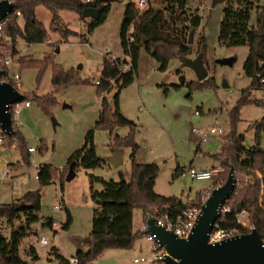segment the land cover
I'll return each mask as SVG.
<instances>
[{"label":"rangeland","instance_id":"obj_1","mask_svg":"<svg viewBox=\"0 0 264 264\" xmlns=\"http://www.w3.org/2000/svg\"><path fill=\"white\" fill-rule=\"evenodd\" d=\"M212 0H188L186 5V19L181 22L189 26L188 38L191 35L192 53H198L196 45L203 35L206 46L203 50V62L207 69V77L213 79V85L190 90L186 83L196 80L194 72L188 67L181 66L176 58L171 59L166 70L159 69V63L143 48L140 50L137 72L134 81L119 92V104L123 114L136 122L134 133L138 143L137 156L145 162H156L159 172L155 179L154 189L162 195H175L183 202L193 199L196 194L214 184V178H194L188 172H182L188 166L216 167L222 177L223 167L212 155L220 151L223 134L229 129L228 109L234 104L242 89L250 88V97L260 98L264 102V87H250V78L243 73V61L248 53L246 45L225 46L218 41L219 22L223 16L225 2L211 6ZM161 0H150L149 5L161 6ZM264 5V0H259ZM125 5V0L109 1V9L104 21L90 33H86L85 25L90 21L89 16H81L70 11H59L63 25L74 35L66 39L56 33L48 32L47 38L40 43L26 44L17 40L13 58L7 65L8 76L18 73L14 80L20 92H29L42 95L52 92L50 70L47 67L39 80L35 83L36 69L20 67L15 60L18 57L24 60H40L49 54L52 61L61 65L63 69H75L86 83L72 84L53 92L55 102L48 111H44L35 101L29 100V106H23V101L15 105L13 118L24 137L26 146H33L34 151L29 153L30 163H22L17 147L12 144H0V202H18L16 195L26 190L37 189L39 192L40 218L30 222L25 234L19 241L18 252L21 257L26 256V250L31 244L38 255L36 264H59L54 255L49 254L51 246L58 252L68 255L74 253L79 246L80 237L90 229L91 208L89 198V174L103 179L119 180L130 177L131 148L122 149V162L114 165L108 161L113 147L112 134L124 135L128 131L125 125L115 126L112 134L105 128L93 129V143L95 154L100 159L99 165L92 168L75 167L74 175L66 180L64 176L59 182L58 176L49 182L41 184L34 174L38 162L50 164L59 171L64 165L66 157L78 147L84 132L94 124L99 116V96L95 92V82L100 76L101 56L107 49V57L122 58L119 40V26ZM147 6L143 9L145 10ZM35 17L47 29L51 14L42 6H37ZM254 10L251 12L250 24L254 22ZM191 18L197 24L191 25ZM21 23V21L19 20ZM83 37V38H82ZM231 58V63H219L218 60ZM181 76L184 77L182 81ZM177 86V87H175ZM15 87V88H16ZM115 87L104 93L108 101L112 100ZM185 106H188L186 108ZM196 108L199 113H194ZM51 116L55 124H51ZM264 116V103H246L240 109V120L237 130L245 135L244 143H254L253 123ZM220 126L223 132L208 133L205 141L193 140L192 127L196 129ZM30 144V145H28ZM43 144L42 152L38 151ZM261 144H264V129L261 132ZM18 162V163H17ZM8 163V164H7ZM181 171L174 174L176 167ZM62 169V168H61ZM60 169V170H61ZM67 169V168H66ZM66 172V171H65ZM65 175V174H64ZM257 175H260L257 171ZM216 177V175L214 176ZM251 177L254 181V177ZM95 189L101 188L99 181L93 182ZM69 203L70 223L67 228H61L64 220V206ZM14 197V198H13ZM62 205V204H61ZM64 205V204H63ZM151 209V208H149ZM50 217L51 227H42L41 222ZM248 227H252L248 213L242 217ZM21 214L13 221V226L24 222ZM143 212L139 207L133 208V229L140 230L143 224ZM53 227V226H52ZM251 230V229H250ZM9 226L0 218V232L7 234ZM43 234L46 243L40 244L38 236ZM79 243V244H78ZM150 242L145 234L140 235L132 248H107L95 259L97 264H146L150 260ZM143 254L144 260L132 261L135 255Z\"/></svg>","mask_w":264,"mask_h":264},{"label":"trees","instance_id":"obj_2","mask_svg":"<svg viewBox=\"0 0 264 264\" xmlns=\"http://www.w3.org/2000/svg\"><path fill=\"white\" fill-rule=\"evenodd\" d=\"M11 1L14 4L13 10L0 20V39L4 36L8 37L14 44L18 39L26 44L43 42L48 32L56 33L62 39L74 35V32L68 30L60 19L58 12L62 10L81 15L83 8L99 9L96 16H89L90 21L85 25L86 33H90L104 21L109 9V1L106 0ZM161 2L159 7L148 3L147 8L140 11L134 0H125L119 26L123 57H116L112 60L106 55L101 56L100 76L95 82V92L99 96L98 119L84 132L80 144L67 156L61 170L58 171L47 163L36 165V178L41 184L49 182L56 175L60 182L71 160L75 161L74 169L76 166L92 168L99 165L100 159L95 154L92 139L94 128H105L109 134H112L115 126L128 127L124 135L112 134L109 144L114 149H123L126 146L131 148L130 177L128 180L123 176L119 180H114L89 174L88 194L93 204L90 229L87 234L80 237L79 243H82L84 248L81 249L78 246L71 254L76 257L74 264H97L95 259L107 248H132L135 240L145 234L141 229L137 231L133 229L134 207L142 209L145 221L147 218L145 211L149 208L163 207L175 213L183 208L202 203L200 198L202 191L188 202H183L175 195H162L154 189L159 166L153 161L139 162L135 159L138 149V143L134 138L136 122L126 117L120 109L119 92L122 87L134 81L142 48L159 63L161 71L166 70L171 59L192 53V46L188 42L189 26L181 22V19L187 18L188 0H161ZM224 2L223 16L219 22L218 41L225 46L246 45L248 53L243 61V73L250 78V87H264V5H260L259 0H224ZM37 6L44 7L51 14L47 29L35 17L34 11ZM252 10L255 16L254 22L250 24ZM15 11L19 13V17L14 13ZM196 24V19L191 18V25ZM129 27H132L129 34L133 40L128 42L126 35ZM205 46V38L202 35L198 39L196 51H203ZM12 52L14 53V50ZM15 61L20 67L36 69L34 79L36 85L43 71L49 67L52 92L42 95L21 92L23 96L20 100L35 101L44 111H48L51 104L55 102L53 92L72 84L87 82L86 79L78 77L75 69L65 70L61 65L53 62L49 54H45L40 60H24L18 57ZM127 62L131 64L128 69L119 68ZM10 84L16 87L14 81H10ZM186 85L190 90L212 86L213 79L206 77L202 81L190 80ZM113 87H115V92L112 100L108 101L104 93ZM19 102L10 103L8 106L11 131L5 133L0 130V144L5 146L14 144L19 151L21 162L29 164L30 152L26 149L24 137L17 127L12 112ZM246 103L263 104L264 102L260 98L250 97L249 87L242 89L234 104L228 109L229 129L223 134L221 149L212 154L224 169V172H221L223 181L227 178L229 171H232L234 178L239 181L224 201V204L230 205L231 209L221 212L216 222L222 227L238 225L241 233L248 232L250 228L237 224L235 218V212L245 208L251 224L264 240V144H261L264 116L252 124L254 143L246 145L244 133L237 130L240 109ZM197 109L200 112V109ZM43 149L44 145L41 144L38 151L42 152ZM179 171L181 168L177 166L174 174ZM257 171L260 175H257ZM245 175L253 176L254 181L246 182ZM95 181L101 183L100 189L93 187L92 184ZM209 190L210 188H206L203 191L208 192ZM17 200H23L24 203L16 207L13 201L0 202V218H3L9 226L7 234L0 232V264H36L38 255L35 248L30 244L26 250L27 257L24 258L19 255L18 245L20 239L27 234L25 227L40 218L37 213L40 206L39 192L37 189L26 190L18 196ZM21 214L24 222L13 226V221ZM70 220V214L64 207V220L60 223V227L67 228ZM44 222L50 227L52 221L50 217H45ZM48 253L54 255L57 263L67 264L66 256L58 252L55 246H51Z\"/></svg>","mask_w":264,"mask_h":264},{"label":"water","instance_id":"obj_3","mask_svg":"<svg viewBox=\"0 0 264 264\" xmlns=\"http://www.w3.org/2000/svg\"><path fill=\"white\" fill-rule=\"evenodd\" d=\"M112 1V0H106ZM224 0H212L211 6ZM14 8L12 1L0 0V20L3 19ZM99 9L83 8L81 16H96ZM189 44L192 42L191 35L188 38ZM178 60L181 66L191 69L196 80L202 81L207 77V69L203 62V51H199L195 57L181 56ZM219 63H231V58L218 60ZM182 81L184 77L181 76ZM23 94L10 83L0 82V130L5 133L11 131L9 104L19 102ZM51 124H55L51 116ZM193 136V140H196ZM108 161L114 165L122 162V149H113ZM75 161L71 160L67 164L64 175L66 180L70 179L74 173ZM234 175L229 171L225 181L213 187L209 195L201 205V211L195 220L191 232L186 237L177 236L173 231L156 223L154 217L147 218L148 230L156 235L160 245L164 246V264H264V240L261 238L256 228H251L248 232L238 233L218 241H209L208 234L213 223L221 213V206L230 196L234 188ZM24 202L19 200L13 202L14 206H20Z\"/></svg>","mask_w":264,"mask_h":264},{"label":"built area","instance_id":"obj_4","mask_svg":"<svg viewBox=\"0 0 264 264\" xmlns=\"http://www.w3.org/2000/svg\"><path fill=\"white\" fill-rule=\"evenodd\" d=\"M8 1H11V0H8ZM84 1H89V0H84ZM134 1L136 4V7L140 11H143V9L146 6H148V3H149V0H134ZM14 13L19 17V13L17 11H15ZM0 28H1V24H0ZM131 31H132V27H129L127 30V35H126V39L128 42L133 40V37L129 34ZM15 47L17 48V43L14 44L12 40L8 37H5V36L1 37L0 39V82L5 81V82L10 83V81H14L18 79V73H13V77L10 78L8 76V70H7V65L11 63L12 61H14L13 58L15 54L12 51L13 49L15 50ZM108 52L109 51L105 49V51L102 53V56L103 55L107 56ZM115 58L116 57H111L112 60H115ZM130 65H131L130 62H127L121 65L119 68L122 70H125V69H128ZM109 82H112V80H109ZM23 104L28 105L29 102L23 101ZM13 111L14 109L12 110V112ZM194 113H199V110L196 108L194 110ZM192 132L194 133V135L199 141H205L207 139L208 133L223 132V130L220 126L211 125L209 127H205V128L201 127L198 129H196L195 127H192ZM26 149L29 152L34 151L33 146H26ZM219 171H221L219 166L195 167L191 165L186 168H183L182 170L183 173L188 172L194 178H200V179H203V178L213 179L214 178V184L210 186V190L213 187L220 185L224 182L223 178L218 175ZM215 175L216 177H214ZM245 181L248 183H252L253 179L251 177H246ZM234 184L235 185L239 184V181H237L235 178H234ZM210 190L208 192L202 191L200 193V198L202 200V203L205 201L206 197L209 195ZM202 203L200 205H194L191 207L183 208L181 211H177L175 213H173V211L168 208L154 207V208L146 210L145 214L147 215V218L154 217L157 224L162 225L166 229L173 231L177 236L186 237L191 232L195 224V220L197 219L201 211ZM59 205L60 204H54V207H59ZM230 209H231V206L228 204L223 203L221 206V212L229 211ZM246 212L247 211L245 208L239 209L235 212V218H236L237 224L243 227L249 226L247 221L244 218H242L246 214ZM147 218L140 228L141 230L145 232V236L150 242V251H149L150 260L146 264H164V253H165L164 246L160 245L155 234L149 232ZM50 227L52 228L54 232L57 231L55 226L52 225V222H51ZM251 228H253V226ZM238 233H241L238 225L222 227L215 221L213 223L212 229L210 230L208 234L209 236L208 239L209 241H218V240H221L226 237H230ZM38 242L40 244L46 243V238L43 234H40L38 236ZM144 257L145 256L143 254L135 255L132 257V261L140 262L144 260ZM66 258H67V264H74V262L76 261V257L74 255H66Z\"/></svg>","mask_w":264,"mask_h":264},{"label":"crops","instance_id":"obj_5","mask_svg":"<svg viewBox=\"0 0 264 264\" xmlns=\"http://www.w3.org/2000/svg\"><path fill=\"white\" fill-rule=\"evenodd\" d=\"M177 60H178V58H176ZM18 77H19V75H18ZM23 104V103H22ZM30 104H28V105H24L23 104V106L25 107H27V106H29ZM186 108H188V106H185ZM122 111V110H121ZM123 113V112H122ZM28 145H30V144H28ZM67 158V157H66ZM135 159L137 160V161H139V162H145L144 160H141L138 156H137V153L135 154ZM66 161V160H65ZM18 163V162H17ZM8 164V163H7ZM38 164H43V163H41V162H38L36 165H38ZM36 165H35V167H36ZM212 165H214V164H212ZM212 165H206V166H212ZM63 167V165L59 168V170L61 169ZM34 176H35V174H34ZM35 178H36V176H35ZM17 196H19V195H16V196H14V197H17ZM13 197V198H14ZM59 197V196H58ZM59 202H60V205L63 207H65L67 210H68V212H69V209H68V206H69V203H67V204H65V202L63 201V199L62 198H60L59 197ZM64 204V205H63ZM70 214V213H69ZM143 223H144V221H143ZM41 225H42V227H45V226H47V225H45V222H44V220L41 222ZM142 226V225H141ZM58 231V230H57ZM56 231V232H57ZM73 254V253H72ZM63 255H65V254H63ZM68 255H71V254H68ZM66 256V255H65Z\"/></svg>","mask_w":264,"mask_h":264}]
</instances>
